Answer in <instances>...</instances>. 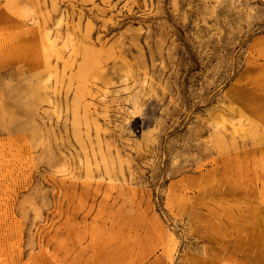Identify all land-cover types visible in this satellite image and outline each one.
Returning <instances> with one entry per match:
<instances>
[{
    "label": "rangeland",
    "instance_id": "rangeland-1",
    "mask_svg": "<svg viewBox=\"0 0 264 264\" xmlns=\"http://www.w3.org/2000/svg\"><path fill=\"white\" fill-rule=\"evenodd\" d=\"M0 264H264V0H0Z\"/></svg>",
    "mask_w": 264,
    "mask_h": 264
}]
</instances>
